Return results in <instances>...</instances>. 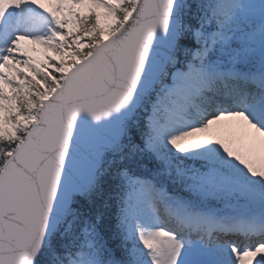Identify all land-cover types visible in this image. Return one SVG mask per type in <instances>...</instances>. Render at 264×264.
<instances>
[{
    "label": "snow or ice",
    "instance_id": "snow-or-ice-1",
    "mask_svg": "<svg viewBox=\"0 0 264 264\" xmlns=\"http://www.w3.org/2000/svg\"><path fill=\"white\" fill-rule=\"evenodd\" d=\"M0 264H264V0H0Z\"/></svg>",
    "mask_w": 264,
    "mask_h": 264
}]
</instances>
